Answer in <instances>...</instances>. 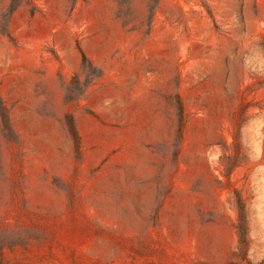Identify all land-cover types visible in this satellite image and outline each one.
I'll list each match as a JSON object with an SVG mask.
<instances>
[{
    "label": "rangeland",
    "instance_id": "rangeland-1",
    "mask_svg": "<svg viewBox=\"0 0 264 264\" xmlns=\"http://www.w3.org/2000/svg\"><path fill=\"white\" fill-rule=\"evenodd\" d=\"M263 262L264 0H0V264Z\"/></svg>",
    "mask_w": 264,
    "mask_h": 264
},
{
    "label": "trees",
    "instance_id": "trees-1",
    "mask_svg": "<svg viewBox=\"0 0 264 264\" xmlns=\"http://www.w3.org/2000/svg\"><path fill=\"white\" fill-rule=\"evenodd\" d=\"M83 58L86 60V58L84 56H83ZM1 110L4 111V107L3 106H1ZM240 210L242 211V209H240ZM263 264H264V262H263Z\"/></svg>",
    "mask_w": 264,
    "mask_h": 264
}]
</instances>
